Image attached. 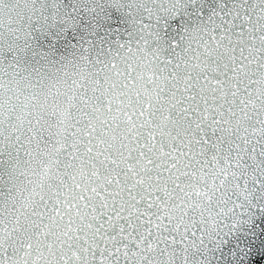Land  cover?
I'll return each mask as SVG.
<instances>
[{"label": "snow or ice", "instance_id": "1", "mask_svg": "<svg viewBox=\"0 0 264 264\" xmlns=\"http://www.w3.org/2000/svg\"><path fill=\"white\" fill-rule=\"evenodd\" d=\"M0 264H264V0H0Z\"/></svg>", "mask_w": 264, "mask_h": 264}, {"label": "water", "instance_id": "2", "mask_svg": "<svg viewBox=\"0 0 264 264\" xmlns=\"http://www.w3.org/2000/svg\"><path fill=\"white\" fill-rule=\"evenodd\" d=\"M210 3H214V0H210Z\"/></svg>", "mask_w": 264, "mask_h": 264}]
</instances>
